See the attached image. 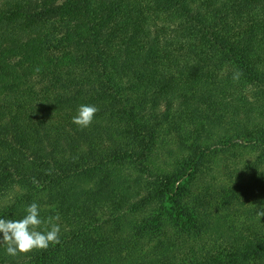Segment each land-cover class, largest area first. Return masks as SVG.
<instances>
[{
	"label": "trees",
	"instance_id": "16d2710c",
	"mask_svg": "<svg viewBox=\"0 0 264 264\" xmlns=\"http://www.w3.org/2000/svg\"><path fill=\"white\" fill-rule=\"evenodd\" d=\"M32 202L60 243L0 264H264V0H0V218Z\"/></svg>",
	"mask_w": 264,
	"mask_h": 264
},
{
	"label": "clouds",
	"instance_id": "9594fccd",
	"mask_svg": "<svg viewBox=\"0 0 264 264\" xmlns=\"http://www.w3.org/2000/svg\"><path fill=\"white\" fill-rule=\"evenodd\" d=\"M238 76V73L235 74L234 79H238ZM98 110L95 105L81 104L72 117V123L83 130L92 124ZM25 212L23 218L17 220L0 218V244L6 246V254L12 257L34 250H46L50 245L60 243L58 214L41 218L40 206L36 202L27 205ZM257 215L264 217V210Z\"/></svg>",
	"mask_w": 264,
	"mask_h": 264
}]
</instances>
